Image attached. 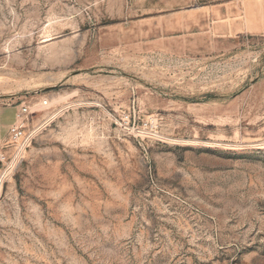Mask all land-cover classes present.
<instances>
[{
    "label": "rangeland",
    "instance_id": "rangeland-1",
    "mask_svg": "<svg viewBox=\"0 0 264 264\" xmlns=\"http://www.w3.org/2000/svg\"><path fill=\"white\" fill-rule=\"evenodd\" d=\"M22 106L0 264H264V0H0Z\"/></svg>",
    "mask_w": 264,
    "mask_h": 264
},
{
    "label": "built area",
    "instance_id": "built-area-1",
    "mask_svg": "<svg viewBox=\"0 0 264 264\" xmlns=\"http://www.w3.org/2000/svg\"><path fill=\"white\" fill-rule=\"evenodd\" d=\"M28 112L27 106H22L17 111L16 121L11 125L7 138L0 145V169L3 173H11L17 168L41 128L40 125L28 128Z\"/></svg>",
    "mask_w": 264,
    "mask_h": 264
},
{
    "label": "crops",
    "instance_id": "crops-1",
    "mask_svg": "<svg viewBox=\"0 0 264 264\" xmlns=\"http://www.w3.org/2000/svg\"><path fill=\"white\" fill-rule=\"evenodd\" d=\"M7 110H8V107H3L2 109H0V145L2 141L5 138H7L9 131H10V127L16 121V117H17V110H16L15 119L13 121H8L6 118Z\"/></svg>",
    "mask_w": 264,
    "mask_h": 264
},
{
    "label": "bare ground",
    "instance_id": "bare-ground-1",
    "mask_svg": "<svg viewBox=\"0 0 264 264\" xmlns=\"http://www.w3.org/2000/svg\"><path fill=\"white\" fill-rule=\"evenodd\" d=\"M2 175H3V174H2ZM2 175H1V176H2ZM0 180H1V177H0ZM2 182H3V181H2Z\"/></svg>",
    "mask_w": 264,
    "mask_h": 264
}]
</instances>
